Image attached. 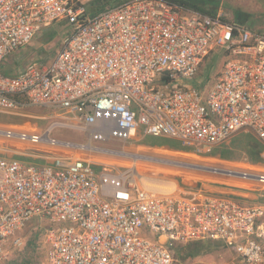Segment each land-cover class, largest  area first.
<instances>
[{"label":"built area","instance_id":"2783aa9c","mask_svg":"<svg viewBox=\"0 0 264 264\" xmlns=\"http://www.w3.org/2000/svg\"><path fill=\"white\" fill-rule=\"evenodd\" d=\"M92 1L0 0V112L24 102L57 108L92 140L132 139L143 129L197 154L242 131L264 143V34L164 0H129L92 17ZM60 20L72 28L51 64L4 74L11 55ZM218 48L231 59L213 86L185 85ZM223 174L264 184V174ZM136 176L96 174L74 158L42 167L0 158V264L34 218L49 219L44 264H173L177 245L199 240L224 242L231 255L223 264H264L263 207L199 191L156 192Z\"/></svg>","mask_w":264,"mask_h":264},{"label":"rangeland","instance_id":"374dc122","mask_svg":"<svg viewBox=\"0 0 264 264\" xmlns=\"http://www.w3.org/2000/svg\"><path fill=\"white\" fill-rule=\"evenodd\" d=\"M223 4L224 7L218 14L221 19L225 18L233 23L235 11H243L251 16L248 22V25L253 28L251 30L264 31V0H223ZM88 5L87 7H89ZM71 28L72 26L67 20H60L36 34L31 43L19 53V56L26 57V60L22 62L34 60L41 64H51L61 50L63 39L70 33ZM226 59L231 58L227 57L222 49L218 48L212 51L203 61L199 72L192 81H185L184 84L191 87L211 88L223 69ZM8 62L6 66L4 65L3 72L11 77L13 73L9 72V67H12L14 62L12 59ZM16 65L18 66V64ZM7 114H13L17 117L16 120L22 119V124H17V122L4 124L6 122L0 121V131L9 129L13 133L26 132L30 135L33 132H39V136H44V141L33 143L23 141L18 137L9 138L0 135V158L8 159L14 155L15 160L25 165L34 164L37 167H42L46 164L45 161L34 160L27 155L36 153V151L41 153L44 148L59 154L69 152L75 159H92L102 165L109 164L103 167L107 169L104 171L102 167L98 168L94 165L92 168L96 174H102L105 171H113L112 173L116 174L134 171L137 175L136 178H140L147 189L156 192L175 193L186 192L190 189L216 191L214 188H219L217 190L226 191L228 194L236 196L230 197L237 202L264 207V184L253 180L232 178L223 174L224 170H240L234 167L235 164L248 166V162L245 160L248 156L243 149H246L251 143L264 148V143L250 131L236 134L231 138L229 144L223 143L213 147L205 154H197L191 148H188L187 152L172 150L167 146H184L183 143L172 138L145 136L143 129H139L132 139L116 137L108 142L92 140L90 135L85 133L83 125L76 117L57 108L32 106L24 102L16 111ZM141 137L142 139L147 137L146 142L156 147L147 148L140 144ZM45 138L49 142L50 140L55 141L50 144L54 146L46 145L48 141ZM95 147L112 151V153L97 150ZM47 149L44 151L49 152ZM17 153L23 155H17ZM220 154L225 155L223 156L225 158H231L230 161L221 162ZM210 168L218 169L219 172L215 173ZM163 181L174 183L177 189L171 188ZM48 221L49 219H32L18 236L21 245L16 246L11 241L7 249V257L1 264H44L47 244L43 230L48 225ZM230 255V252L220 245L190 262L185 261L183 255L180 258L174 256L173 264H223L230 258Z\"/></svg>","mask_w":264,"mask_h":264},{"label":"trees","instance_id":"16d2710c","mask_svg":"<svg viewBox=\"0 0 264 264\" xmlns=\"http://www.w3.org/2000/svg\"><path fill=\"white\" fill-rule=\"evenodd\" d=\"M125 1L129 0H94L93 2L89 3L88 7V14L92 17L106 11L107 9L116 7L118 5H121ZM172 5H177L181 8H184L185 10L196 12L199 14L207 15L209 17H218V14L221 10V8L224 7V4L222 0H164ZM235 20L234 22H230L229 20L222 18V21L229 24H236L248 29H253L251 26L248 25V22L251 19V16L243 11H235ZM254 32H257L253 30ZM257 33L264 34V31H258ZM164 81H167L165 79ZM19 99V98H18ZM21 101V100H20ZM23 101V100H22ZM17 117H15L13 114H7L0 112V121L6 122L4 124H22V119L16 120ZM16 120V121H14ZM9 131V129H7ZM26 133V132H21ZM28 134V133H26ZM32 135V134H31ZM147 137H144V139L141 141L142 144H146L149 146H155L151 145L146 142ZM173 149H177L180 151H188L187 147L185 146H167ZM246 152V155L248 156V159L255 164L263 163L264 158L262 155L264 154V148L261 146H254L253 143H251L249 146H247L246 149H243ZM221 158L228 159L229 157H223L225 155L220 154ZM250 157V158H249ZM165 184H168L171 186V188L177 189V186L172 182H165ZM223 245L225 249L228 250L227 245L224 242L221 241H212V240H199L194 242H189L185 245H177L174 250V256L176 258L182 257V255L185 257V261L190 262L194 261V259L199 258L213 250L215 246Z\"/></svg>","mask_w":264,"mask_h":264},{"label":"crops","instance_id":"0c3cea01","mask_svg":"<svg viewBox=\"0 0 264 264\" xmlns=\"http://www.w3.org/2000/svg\"><path fill=\"white\" fill-rule=\"evenodd\" d=\"M222 2H223V0H222ZM222 9V8H221ZM22 51L20 50V51H18V52H16L15 54H13V55H11V56H13V57H11V59L13 60V62H14V64L12 65V67H9V69H10V71L9 72H11V73H13V75L11 76V77H16V76H19L22 72H23V70H24V68H25V66L27 65V64H29L30 62H35L34 60H31V61H25L26 63H24V62H22L23 60H26L22 55H20L19 56V53H21ZM10 57L6 60V62H5V66H6V64L7 63H9L8 61L9 60H11L10 59ZM27 60H28V58H27ZM21 63V64H20ZM15 64H18V66L16 65L15 66ZM5 66H4V68H5ZM86 133V132H85ZM39 134V132H33L32 133V135H38ZM143 137V136H142ZM142 137H141V140H140V144H142L141 143V141L144 139H142ZM229 142H230V140L228 141V142H226L227 144H229ZM48 144H46V145H50L51 144V141L49 142H47ZM89 143V142H88ZM87 143V144H88ZM62 144V143H61ZM93 145V144H92ZM143 145H145L147 148H154V147H156V146H149V145H146V144H143ZM51 147L52 146H54V145H50ZM96 148V147H95ZM168 148H170V147H168ZM47 148H44V150H46ZM97 150L99 149V150H102V151H106V152H111L112 153V151H109V150H104V149H101V148H96ZM170 149H172V150H176V151H180V150H177V149H173V148H170ZM215 149V148H214ZM43 150V152H41V153H39V151H36V153H33V154H28L27 156H29V157H32L34 160H43V161H45V165H49V164H51V163H53V161L56 159V158H72L73 156H71L70 154H69V152H66V154H59V153H57L56 151H53V150H50V149H47V150H49V152L47 151H44ZM114 152V151H113ZM185 152H187V151H185ZM14 154H16V152H14ZM36 154V155H35ZM45 154V156H43V155ZM17 155H23L22 153H17ZM67 155V156H66ZM220 156V155H219ZM14 155H11L10 156V158H8V160H15L14 159ZM262 157L264 158V154L262 155ZM75 159V158H74ZM224 158H221V156H220V161L221 162H225L226 163V161L227 160H229V159H231V158H228V159H224ZM245 160H247V162H248V166H239L238 164H235V166L234 167H236V168H238V169H240V170H247V171H250V172H255V173H258V174H264V162L263 163H258V164H255V163H252L247 157H246V159ZM15 161H18V160H15ZM83 161L85 162V163H87V164H89L91 167H93L94 165L95 166H97L98 168H103L104 166L106 167V166H108L109 164H107V163H105L104 165H102V164H100V163H97V162H95L94 160H92V159H83ZM230 161V160H229ZM20 162V161H19ZM31 165H34V164H31ZM45 165H43V166H45ZM111 167H113L112 165H111ZM110 167V168H111ZM233 167V168H234ZM254 168H256V169H254ZM113 169V168H112ZM112 169H110V171H112ZM104 170H107L106 168H103V171ZM113 172V171H112ZM101 174V173H100ZM216 191H212V189H202V190H196V189H190V190H188V191H186V192H194V191H199L201 194H216V195H222V196H233V194H228L226 191H219V190H217V189H219V188H214ZM198 192V193H199ZM233 197H236V196H233ZM241 197H244V196H241ZM238 198H240V197H238ZM258 207H260V206H258ZM262 207V206H261ZM264 208V207H263Z\"/></svg>","mask_w":264,"mask_h":264},{"label":"bare ground","instance_id":"6f19581e","mask_svg":"<svg viewBox=\"0 0 264 264\" xmlns=\"http://www.w3.org/2000/svg\"><path fill=\"white\" fill-rule=\"evenodd\" d=\"M45 140H47V138H45ZM135 173V172H134ZM143 185V184H142ZM144 186V185H143ZM145 187V186H144ZM166 194H169V193H166Z\"/></svg>","mask_w":264,"mask_h":264}]
</instances>
